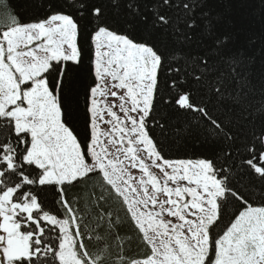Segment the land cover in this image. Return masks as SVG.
<instances>
[{
	"label": "snow or ice",
	"instance_id": "obj_1",
	"mask_svg": "<svg viewBox=\"0 0 264 264\" xmlns=\"http://www.w3.org/2000/svg\"><path fill=\"white\" fill-rule=\"evenodd\" d=\"M65 6L34 21L10 16L0 33V264H109L113 251L118 264H264V190L256 203L236 179L246 167L264 184V126L237 165L233 121H245L246 109H232L243 99L226 94L229 79L215 62L225 41L173 64L183 50H162L153 34L181 32L171 7L187 18L184 39L201 24L210 33L211 19L197 20L199 0H159L150 21L138 0L126 11L121 0ZM86 57L81 131L69 95ZM225 59L235 71L238 60ZM192 84L206 100L197 101ZM161 105L225 147L196 159L167 156L154 135L164 128ZM89 181L100 193L85 210L69 193ZM133 242L141 253L129 258Z\"/></svg>",
	"mask_w": 264,
	"mask_h": 264
},
{
	"label": "trees",
	"instance_id": "obj_2",
	"mask_svg": "<svg viewBox=\"0 0 264 264\" xmlns=\"http://www.w3.org/2000/svg\"><path fill=\"white\" fill-rule=\"evenodd\" d=\"M121 2V11H126L123 5L128 0H121ZM174 2L179 3V0H174ZM158 4L159 0H138L142 15L147 16L149 21L152 14L159 10ZM53 9L69 10L65 6V0H0V33L12 26L10 16L18 15L23 21H34L45 17ZM166 13L173 26H180L181 32L173 34L171 29L164 28L153 34L162 50H183L181 56H177L175 59L170 58V63L175 64L177 60L181 59L187 63L189 57L211 48L217 39L225 41L218 53L214 50L213 54L217 67L230 82L226 94H239L243 99V108L233 104L232 109L237 114L246 109L244 111L245 121H233V134L237 139L231 150L233 160L239 165L241 157L247 155L243 146L251 142L253 131L259 132L261 126H264V111H261L264 108V0H199V8L196 12L197 20H203L204 16L210 18L212 21L211 31L209 33L201 24L192 33L190 42L183 38L190 31L183 24V21L187 19L183 16V12L176 7H171L166 8ZM142 28L143 25H137L138 32ZM87 31H91V26ZM227 57H235L238 60L239 64L235 71L225 59ZM89 67L90 58L86 57L84 69L75 76L74 86L69 95L71 119L81 131L83 129L82 93L83 87L89 83L87 72ZM229 73L236 78L232 79L231 76H228ZM189 87L191 94L198 102L201 99L206 100L204 90L198 85L192 84ZM249 113H251L250 117ZM158 119L164 128L156 127L154 135L163 144L165 154L171 158L196 159L212 156L225 147L223 144L206 139L192 126L195 121L173 106L161 105ZM249 119L251 123L246 122ZM237 171L236 179L239 190L250 196L254 202L259 203V195L264 190V184L246 167L238 168ZM99 193L100 188L94 181H89L87 188L74 189L69 195L78 199L80 207L86 210L87 205ZM112 208L118 210V204L115 201L112 202ZM231 211L232 209H230ZM121 234L130 233L122 228ZM140 253L141 248L133 242L127 248L125 255L135 258ZM109 264H118L115 251L112 253Z\"/></svg>",
	"mask_w": 264,
	"mask_h": 264
},
{
	"label": "rangeland",
	"instance_id": "obj_3",
	"mask_svg": "<svg viewBox=\"0 0 264 264\" xmlns=\"http://www.w3.org/2000/svg\"><path fill=\"white\" fill-rule=\"evenodd\" d=\"M110 99H113V100H114V98H110ZM132 172H133L136 176H139V175H140V173H139L138 170H136V169H132Z\"/></svg>",
	"mask_w": 264,
	"mask_h": 264
}]
</instances>
